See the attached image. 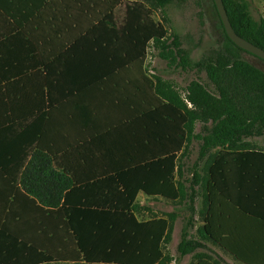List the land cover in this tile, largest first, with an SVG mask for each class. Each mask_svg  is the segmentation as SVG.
I'll list each match as a JSON object with an SVG mask.
<instances>
[{
	"label": "rangeland",
	"instance_id": "obj_1",
	"mask_svg": "<svg viewBox=\"0 0 264 264\" xmlns=\"http://www.w3.org/2000/svg\"><path fill=\"white\" fill-rule=\"evenodd\" d=\"M246 1L254 19L264 17V0ZM35 2H0L4 9L0 15L14 22L12 27L5 26L10 28L6 31L18 29L22 14L30 13ZM132 10L138 14L143 27L151 22L165 30L162 41L148 43L144 69L149 77L159 78L177 92L193 111L195 118L188 143L180 141L182 126L177 116L174 122H168L155 110L135 115L126 104L116 103L108 91H102L93 74L77 73L78 68L89 65L87 61H67L61 83L45 91L48 85L40 64L26 61V50L16 38L3 47L6 66L3 71L8 84L0 86V92L19 96L2 101V109H7L10 115L4 121L0 117V122L7 124L0 130V143L12 137L28 141L20 148L17 160L22 169L30 153L43 142L47 126L52 125L51 118L58 111L83 105L85 109L106 115L101 119H106V124L113 127L114 144L121 147V153L120 156L115 154L117 160L109 166L110 173L102 176L96 187L109 188L114 204L101 208H116L115 264H151L156 262L159 253L168 256L170 261L165 264H240L217 245L203 241L197 232L204 225V219L199 218L200 186L194 184L193 175L198 173L201 177L205 161L215 154L208 229L223 245L227 243L230 249L247 259L264 257L261 239H264V210L259 209L264 208V118L263 123L258 116L245 126L233 128L231 138L253 150L228 152L224 149L226 146L216 147L205 141L213 138L220 123L205 120L203 109L189 101L193 96L191 84L196 82L218 97V87L207 73L209 65L222 68L241 60L264 73V62L231 46L213 0H169L162 7L152 0H116L114 19L124 34L123 47L129 45L128 32L135 22ZM223 85L239 109L248 114L255 111L249 105L256 100L255 95L244 92L238 80L228 75ZM15 145L9 144L6 149L13 151ZM178 184L183 187L182 197H176ZM168 224L171 232L163 241ZM198 254L210 257L211 261H197Z\"/></svg>",
	"mask_w": 264,
	"mask_h": 264
},
{
	"label": "trees",
	"instance_id": "obj_2",
	"mask_svg": "<svg viewBox=\"0 0 264 264\" xmlns=\"http://www.w3.org/2000/svg\"><path fill=\"white\" fill-rule=\"evenodd\" d=\"M152 1L161 7L169 2V0ZM222 2L234 32L264 51V17L254 19L250 4L246 0H222ZM115 3L116 0H36L30 11L31 16L29 14L26 16L28 20L23 30L27 33L23 34V38L31 47L39 50L41 71L47 80L58 81L63 75L62 64L66 59L87 61L89 65L78 68L77 73L93 74L98 79L101 90L108 91L116 103L126 104L137 115L155 110L159 111L168 122H174L177 116L182 126L180 141L188 143L192 136L195 118L193 111L188 109L177 92L159 78L149 77L144 69L148 43L162 41L165 38V30L151 22L147 27H143L138 21V14L132 10L135 22L128 32L129 45L123 47L124 34L114 19ZM0 11L1 13L4 11L2 4ZM30 23L31 35L27 29ZM221 27L231 46L243 51L228 39L222 23ZM207 73L210 80L218 87V97L208 93L202 84L196 82L191 84L193 96L189 98L193 106L203 109L205 120L220 123L213 138L205 141L216 147L226 146L224 149L228 152L253 150L245 143L237 144L231 137L233 128L245 126L247 122L258 116L259 121L263 123L264 73L241 60H234L230 65L222 68L209 65ZM228 75L240 82L244 92L255 95L256 100L249 102V105L255 108L253 113L248 114L244 109H239L237 102L229 95L223 85L224 77ZM238 111L242 114L239 115ZM228 140H230L229 145ZM214 159L215 154L207 158L202 167L201 177L198 173L193 175L194 184L200 186L199 218L204 219V225L199 227L197 232L203 241L217 245L240 264H249L250 261H253L252 264H264V257L260 255L255 260L247 259L230 249L224 242L226 248L208 229L212 209L211 179ZM18 184L26 196L46 209L58 208L67 191L75 187L71 175L59 169L52 154L41 148L31 152L19 174ZM178 195L183 196V187L180 184L178 188L176 187V197ZM259 209L264 210V208ZM252 215L255 218V214ZM169 219H172V216H169ZM170 232L171 225L168 224L163 241L168 239ZM261 239L264 241L263 238ZM195 259L211 261L210 257L202 254L196 255ZM169 261L168 256L159 253L156 262L153 261L151 264H165ZM211 264L217 263L211 262Z\"/></svg>",
	"mask_w": 264,
	"mask_h": 264
},
{
	"label": "crops",
	"instance_id": "obj_3",
	"mask_svg": "<svg viewBox=\"0 0 264 264\" xmlns=\"http://www.w3.org/2000/svg\"><path fill=\"white\" fill-rule=\"evenodd\" d=\"M22 16L18 29L9 32L6 30L10 28L5 26L12 27L14 22L0 15L1 87L8 84L3 71L6 67L3 64V47L15 38L26 50V61H35L42 68L39 50L23 38L27 33L23 27L28 18L27 14ZM27 29L31 35V23ZM9 48L12 49L11 46ZM67 61L62 64L63 68ZM62 76L57 82L43 77L49 86L45 91L59 85ZM18 96L0 92V117L3 121L10 113L2 109V101L17 99ZM55 115L38 148L52 154L55 165L71 175L75 187L67 191L58 208L40 206L26 196L18 184L22 169L17 160L20 148L28 141L12 137L8 142L0 143V264H115L116 208H101L114 204L110 200L109 188L96 187V182L110 173L109 166L117 160L115 154L120 156L121 147L114 144L115 131L106 124V119H101L106 117L105 114L85 109L83 105L74 110H60ZM3 121L0 122V130L7 126ZM102 128L105 129L101 131ZM9 144H16L13 151L6 149Z\"/></svg>",
	"mask_w": 264,
	"mask_h": 264
},
{
	"label": "water",
	"instance_id": "obj_4",
	"mask_svg": "<svg viewBox=\"0 0 264 264\" xmlns=\"http://www.w3.org/2000/svg\"><path fill=\"white\" fill-rule=\"evenodd\" d=\"M213 2L228 39L238 48L259 58L264 62V51L253 45L252 43L246 41L245 39L241 38L234 32L229 22L222 0H213Z\"/></svg>",
	"mask_w": 264,
	"mask_h": 264
}]
</instances>
